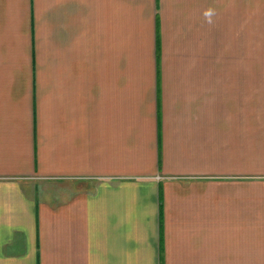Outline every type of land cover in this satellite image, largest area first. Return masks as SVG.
Segmentation results:
<instances>
[{
	"label": "crops",
	"instance_id": "crops-1",
	"mask_svg": "<svg viewBox=\"0 0 264 264\" xmlns=\"http://www.w3.org/2000/svg\"><path fill=\"white\" fill-rule=\"evenodd\" d=\"M205 10L0 0V264H264V72Z\"/></svg>",
	"mask_w": 264,
	"mask_h": 264
},
{
	"label": "rangeland",
	"instance_id": "rangeland-1",
	"mask_svg": "<svg viewBox=\"0 0 264 264\" xmlns=\"http://www.w3.org/2000/svg\"><path fill=\"white\" fill-rule=\"evenodd\" d=\"M206 72H264V0H206Z\"/></svg>",
	"mask_w": 264,
	"mask_h": 264
},
{
	"label": "clouds",
	"instance_id": "clouds-1",
	"mask_svg": "<svg viewBox=\"0 0 264 264\" xmlns=\"http://www.w3.org/2000/svg\"><path fill=\"white\" fill-rule=\"evenodd\" d=\"M215 10L213 8H208L203 12L205 22L208 24L213 23V17L215 16Z\"/></svg>",
	"mask_w": 264,
	"mask_h": 264
}]
</instances>
